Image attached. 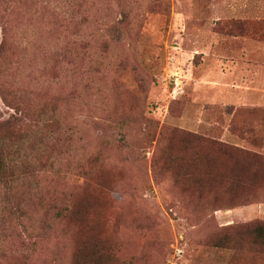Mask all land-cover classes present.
Instances as JSON below:
<instances>
[{
    "label": "rangeland",
    "instance_id": "1",
    "mask_svg": "<svg viewBox=\"0 0 264 264\" xmlns=\"http://www.w3.org/2000/svg\"><path fill=\"white\" fill-rule=\"evenodd\" d=\"M53 106L0 264H264V0H0V122Z\"/></svg>",
    "mask_w": 264,
    "mask_h": 264
},
{
    "label": "trees",
    "instance_id": "2",
    "mask_svg": "<svg viewBox=\"0 0 264 264\" xmlns=\"http://www.w3.org/2000/svg\"><path fill=\"white\" fill-rule=\"evenodd\" d=\"M68 50H73V45L71 49L69 46ZM36 114L37 117H34L31 122V119L28 121V117L20 111V108H17L15 114H11L7 119L0 122V196L2 197L0 200L3 201V204L0 205V216L4 218L18 215L19 213L23 214L24 212V208L19 204V201H11L12 193L19 186L28 189L34 188L32 183L35 182L37 178V172L45 168H55L59 160L58 157L54 158L47 153V142L45 141L44 146L43 141L46 138L48 140L50 137H56L55 133L60 129V122L63 117L61 113L58 112V108L54 106L46 111L39 110ZM47 114L49 116L48 119ZM34 126L43 127L39 128V130L42 129L41 135L43 134V139L36 138L33 142L35 144L36 154H39L38 159H34L25 152L26 145L30 143V141L32 142V138L35 135L33 129H31ZM47 126L49 128L51 127V129L43 133L44 127ZM38 134H40V132ZM182 139L187 142L196 141L198 143L207 141L199 136L186 133H183ZM210 144L218 151L226 152L228 150L215 140H210ZM36 167L38 168L36 169ZM76 171L79 177L78 186L81 190L85 191L89 183L92 182V169L77 164ZM52 198V200L46 201L41 197V201L46 205V213L51 214L53 220H73V217L79 219L87 214L88 206L86 200L82 201L78 198L74 201L71 199L57 204L56 196ZM257 232L258 235L264 237V227H258ZM86 261L87 260L84 259L83 263L86 264Z\"/></svg>",
    "mask_w": 264,
    "mask_h": 264
}]
</instances>
